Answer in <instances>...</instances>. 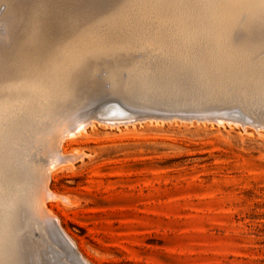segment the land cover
<instances>
[{
	"label": "rangeland",
	"instance_id": "1",
	"mask_svg": "<svg viewBox=\"0 0 264 264\" xmlns=\"http://www.w3.org/2000/svg\"><path fill=\"white\" fill-rule=\"evenodd\" d=\"M237 1L113 0L127 5L118 21L102 12L88 22L79 39L86 35L95 42L100 32L119 33L115 42L97 44L95 66L131 61V74L145 85L104 97L144 112V119L120 128L95 121L64 142L66 152L84 156L52 170L49 189L63 197L47 198L44 214L26 205L32 220L25 205L20 210L30 238L56 243L28 250L21 245L24 230L15 232L16 247L25 248L20 253L28 264H39L43 257L50 264L56 257L62 264L70 262V256L55 254L61 245L54 237L53 217L90 264H264V107L257 88L244 89L232 80ZM30 2L0 3V36L5 23L13 33L29 24ZM68 41L73 38L55 47L67 50ZM258 50L259 45L248 50L257 66ZM170 73L189 79L194 89L179 93L151 87ZM23 81L7 88L0 83V178L3 153L21 170L16 157L22 148L51 155L57 131L72 122L60 109L61 97L31 90L32 84ZM18 84L21 89L26 85L28 100L12 99ZM24 179L32 196L39 178L24 172Z\"/></svg>",
	"mask_w": 264,
	"mask_h": 264
},
{
	"label": "bare ground",
	"instance_id": "2",
	"mask_svg": "<svg viewBox=\"0 0 264 264\" xmlns=\"http://www.w3.org/2000/svg\"><path fill=\"white\" fill-rule=\"evenodd\" d=\"M0 3H4L6 6H10V0H0ZM177 3H178V1H177ZM174 4H172V5H174ZM235 4H237L235 6L236 10L234 9L235 10V20H236V32H237L235 37H236L237 44H236L234 66L231 68L232 80L233 81L236 80L237 81L236 85L240 84L243 88L245 87L244 89H248V90L251 89V91H252V88L255 87L258 90V79H259V69L258 68L259 67L252 63V60H251V58L249 56L250 54L248 55V53H251V51L248 52V50H250V49L253 50V48H256V46L258 47V45H259V38H260V32H261V23H262V20H264V8H261V6H260L261 5V0H239ZM1 7H3V4L1 5ZM27 9L28 8H26V10ZM175 12L176 11H174V13ZM27 16H28V14H27ZM23 17H24V15H23ZM11 18H13V16ZM24 19H25V17H24ZM171 19H173V18H171ZM103 20H104V18H103ZM242 20L244 21L243 24L241 23ZM0 21L1 22L3 21L2 18H0ZM13 21H14V19H13ZM175 21H177V20L175 19ZM173 23L175 24V22H173ZM25 24H27V23H25ZM103 24H104V22H103ZM179 24H181V23H179ZM90 26H93V25H90ZM185 26L186 25H184V27L183 26H180V27L186 28ZM29 27H30V25L27 24V25H24L20 29L16 28L15 31L26 30ZM176 28H178V27H176ZM187 28H189V27H187ZM244 29H245V31H244L245 33H243ZM178 30H181V29H178ZM178 30H176V32ZM93 32H94V30H93ZM87 33H89V32H87ZM188 34H189V32H188ZM85 36L82 35V37H80V39L85 40V41H90L89 39H91V38L87 39V36L86 37ZM83 37H85V38H83ZM179 38L182 39L181 37H179ZM183 38H185V37H183ZM187 39H189V38H187ZM248 40H254L255 41V46H252V45L248 44L247 43ZM66 41H67V39H66ZM73 42L74 41H72L70 43L68 41V43H70V44H72ZM63 44L66 45L67 43H63ZM70 44H68V45H70ZM183 44H184V42H183ZM63 48H64V46H63ZM60 49H62V48H60ZM259 51L260 50H258V52ZM254 52H255V50H254ZM253 55H254V53H253ZM254 57L257 59L256 56H254ZM259 61H260V59H259ZM136 63L137 62H135L134 64H136ZM157 64H158V62H157ZM130 65H129V67H130ZM51 67L53 69V75H54L55 63H53ZM130 68H132V67H130ZM160 68H158V69H160ZM143 69H147V68L144 67ZM163 69H165V67H163ZM154 80H155V78H154ZM24 81H26L25 84L26 83L30 84V85L32 84V88H31V86L29 87V89H31V90L35 87L36 88V89L34 88L35 91L40 89L43 92L46 91L47 94H48L47 91H50L49 95L51 97L53 96V98H57L58 99L59 97H61L63 99V102H61L62 104L60 105V109L63 110L66 114H68V116L70 118L69 122H71V120H72V122L69 123V124L67 123L68 125L65 128L63 127V128H61V129H59L57 131V133H56V141H55V148H54L53 152H50L51 155L49 154V156L48 155L44 156V155H41V152H39V153L38 152H33V151L27 149L26 147L22 148L19 151V154H17V157H16V163L20 165L19 169H21V170H18V169L16 170L17 167L14 164H12L13 162L10 163V159L8 158V154H4L3 153V158H2V161H1L2 177L0 178L1 179L0 180V185L2 184L0 186V264H28L25 261L24 256L20 253L21 251H24L25 248L32 249L31 247L33 245H35V244H37L38 248H41V249H43L44 247H50L52 245H54V246L56 245V243L51 242V241H54V240H51L49 245H48V244H45L46 242H44V244H43L42 241L40 242L38 239L30 238L31 237V236H29L30 235V227L29 226L28 227L24 226V220L20 219V212H21L20 210L22 209V207L24 205H25V207L27 205L29 207H33V208H36L37 210H40V212L42 214H44L45 210H44L43 205L46 203V201H47L46 199L49 198V197L52 198V197H60V196H62V195H59L58 193H56V192H54V191L49 189V186H48L49 182L48 181H49V178L51 177L52 170H54L55 168L60 167L63 164L74 162L76 159H78L80 157L82 158L84 156V153H80V152H77V151L70 152V153L66 152V150L63 149L64 142L69 137L77 136V135L82 134V132H85L87 130L88 126L91 127V125L95 124V121H97L96 122L97 124L99 123L101 125H105V126H109V127H116V128L119 127L120 128V124L121 123L125 124V125H127V123H131L133 125L135 123V121L144 119L142 117L144 112L141 113L142 111L141 112L135 111L132 108H130L129 106H127L121 100L116 99V98H114L112 96L111 97L110 96L104 97L105 96L104 95L103 97L97 98L92 92L85 91V90L78 91L77 93L73 94L72 96H62V95H57V93H56V84H55L54 80H49L48 84L41 85V86H37L34 82H31L29 80H24ZM24 81L22 82V84L24 83ZM222 82H224V81L222 80ZM24 86L26 87V85H24ZM224 86H225V84H224ZM16 87H18L19 89H17V91L14 93L13 97L11 96L12 99L14 98V100L17 101L18 97H22L24 99V101H25V99L28 100V96L29 95H26L25 87L21 89L20 87H23V85L22 86L20 85V87H19V84L16 85ZM16 87H15V90H16ZM206 87H209V86H206ZM8 89H10V88H8ZM29 89H27V90H29ZM232 89H233V86H232ZM13 90H14V88H13ZM0 92H1V90H0ZM8 94H10V93H8ZM159 95H160V93H159ZM256 95H258V93ZM39 101H40V99H39ZM42 101H44V100H42ZM243 101H244V99H243ZM160 112H161V110H160ZM219 112H221V111H219ZM155 113H157V112H155ZM250 113L252 114V112H250ZM156 117H158V119H159V116H156ZM199 118L203 119V117H199ZM252 118H253V116H252ZM206 120H207V118H206ZM230 120H232V119H230ZM230 120H229V122H230ZM60 121H62V120H60ZM222 121H221V123H222ZM155 122H157V121H155ZM215 122H217V119H216ZM5 137H9V135L5 136ZM24 137H25V135H24ZM6 149L8 150V148H6ZM6 149H3V150H6ZM12 165H13V167H12ZM24 172L25 173L27 172V173H29L31 175L33 174L34 176L36 175L39 178V184H40L39 185V189L34 191L32 193V196L30 194L31 188L27 185V182H28L27 179L29 180V178H27L26 180L24 179ZM33 190H34V188H33ZM65 200L67 201L68 198L65 199ZM25 207H24V209H25ZM7 208L10 209V212L7 211ZM27 208L28 207H26V209ZM27 210H29V209H27ZM29 211H28L29 213L26 212V213H28L27 215L25 214L26 216L31 215V211L32 210L30 209ZM49 211H50V209H49ZM24 213H25V211H24ZM51 213H49V215ZM43 218H44V216H43ZM45 218H47V217H45ZM31 219H32V215H31ZM35 219L36 218H34V221H35ZM38 219L36 221H39ZM48 219H50V218L48 217ZM42 221H44V220H42ZM52 222H53L52 224L54 226L53 228L55 230H56L57 225L61 229H63V227H61V225L59 224L58 219L56 217H53V221ZM36 226H37V224H36ZM40 226L42 227V231H44V227L45 226L43 227V225H38L37 227L39 228ZM19 230L20 231L24 230L23 231V235L21 237V243H22L21 245H23L25 248H23L22 250H20L19 247H16V243H15V240H14V233L18 232ZM63 231H64V229H63ZM54 237L58 240V242L61 245V248H59L60 246L58 247L59 250L56 248L57 246L55 247L56 249L53 248L54 251L56 252L55 254H58L59 252H61L63 254H66V256H70V262H68V263L64 262L63 264H81L80 261L77 258H75V257L73 258L71 255H69L68 250H67L68 249L67 246L63 245L62 241L59 239V237L57 236L56 233H55ZM68 237L72 240V238L69 235H68ZM72 242L75 245V242L73 240H72ZM76 249H77V247H76ZM77 251H78V249H77ZM48 255H49V253H48ZM82 258H83V260L85 261L86 264H90L83 256H82ZM54 259H55L57 264H60V263L62 264V262L59 259H57V257L54 258ZM41 260H43V261L41 263H39V264H50L49 263V259L47 257H43ZM38 262L37 261H33L32 264H38Z\"/></svg>",
	"mask_w": 264,
	"mask_h": 264
},
{
	"label": "snow or ice",
	"instance_id": "3",
	"mask_svg": "<svg viewBox=\"0 0 264 264\" xmlns=\"http://www.w3.org/2000/svg\"><path fill=\"white\" fill-rule=\"evenodd\" d=\"M260 6L264 8V0H261ZM125 7L127 5L114 4L113 0H31L27 5L30 12L28 29L13 33L7 23L4 25V35L0 36V83L7 88L20 80H29L37 86L54 80L57 95L72 96L85 90L97 98L124 90H143L145 85L131 74L132 69L127 66L131 61L123 65L95 66L94 62L100 54L97 44L115 42L119 38L118 32H100L95 42L78 38L87 31L88 22L96 15L108 13L110 18L118 21L120 9ZM69 37L74 42L67 50L55 47ZM247 43L255 46L254 40ZM259 50L258 100L264 107V20L261 23ZM252 63L255 64V61ZM151 87L179 93L194 89L189 79L171 73L152 83Z\"/></svg>",
	"mask_w": 264,
	"mask_h": 264
},
{
	"label": "water",
	"instance_id": "4",
	"mask_svg": "<svg viewBox=\"0 0 264 264\" xmlns=\"http://www.w3.org/2000/svg\"><path fill=\"white\" fill-rule=\"evenodd\" d=\"M55 233L57 234L59 239L62 241L63 245L67 246L69 255H71L73 258L74 257L77 258L81 264H86L82 256L77 251L76 246L73 244L72 240L63 231V229H61L58 225L56 227Z\"/></svg>",
	"mask_w": 264,
	"mask_h": 264
}]
</instances>
